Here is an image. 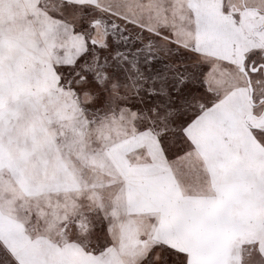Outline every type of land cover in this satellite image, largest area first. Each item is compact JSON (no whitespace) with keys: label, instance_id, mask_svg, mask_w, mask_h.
<instances>
[{"label":"snow or ice","instance_id":"obj_1","mask_svg":"<svg viewBox=\"0 0 264 264\" xmlns=\"http://www.w3.org/2000/svg\"><path fill=\"white\" fill-rule=\"evenodd\" d=\"M0 264H264V0H0Z\"/></svg>","mask_w":264,"mask_h":264}]
</instances>
